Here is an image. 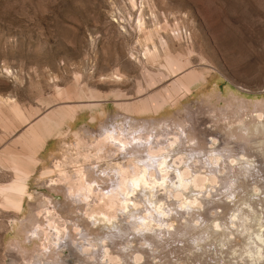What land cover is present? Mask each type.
<instances>
[{
    "label": "rangeland",
    "instance_id": "1",
    "mask_svg": "<svg viewBox=\"0 0 264 264\" xmlns=\"http://www.w3.org/2000/svg\"><path fill=\"white\" fill-rule=\"evenodd\" d=\"M139 15L145 21L141 30L136 26ZM0 102V186L16 181L15 166L30 173L26 194L18 207L5 204L0 194V264H12L14 257L17 264H25L23 256L36 255L48 241L57 243L52 249H58L56 258L63 264H127L128 258L144 263L147 251L151 255L149 245L143 242L150 231L142 236L138 230L139 215L149 217L159 208L161 213L153 216L151 231L158 230L165 240H170V252L176 249L168 257L176 262L182 259L177 264H186V250L192 245L185 243L184 237L175 241L165 234H171L175 226L189 218L187 223L191 224V216L181 206L186 197L184 191L189 192L190 186L195 195L190 192L186 202H192L199 193L197 197L205 196L208 201L218 197L215 189L219 165L223 163L213 160L221 155L220 148L239 149L247 157L255 154V174L248 178V174H242L237 183L245 186L248 180L264 181L263 154L253 153L250 146L234 141L223 128L242 124L228 123L234 119L228 116V105H234L245 121L250 117L264 119V113L258 110L264 104V0H0ZM126 109L141 110L136 113L139 120L178 121L192 114L196 141L203 142L206 148L204 153L199 150L183 154L192 161L193 170L184 166L186 159L182 160L179 149L175 150L171 157L174 162L180 161V170L178 174L169 170L168 186L158 185L154 191L156 200L138 190L130 193L135 199L130 201V207L136 208V216L123 212L126 204L120 201L123 196L114 170L94 177L101 180L94 181L96 186L90 195L86 188H75L72 196L61 193L63 186L65 192L69 189V183L64 181L50 187L37 181L45 169L58 161L64 162L68 174L81 175L84 168L88 169L90 159L111 168L122 160L121 164L133 175V156L120 154L104 140L79 147L81 140L76 134L89 128L98 135L104 122ZM222 112L228 118L220 120ZM47 116L59 124H49ZM117 117L119 120L120 115ZM185 149L188 150L187 145ZM209 164L215 169L209 170L213 167ZM233 165L236 164L229 167ZM85 173L81 175L83 180H94ZM180 173L186 176L188 189L171 184L170 179L178 181ZM155 175L159 176V172L155 171ZM115 191L117 196L113 195ZM39 197L49 198L56 212L50 218L40 216L42 225L48 226V217L60 229L59 236H49L53 232L49 227L45 232L48 238L43 233L31 238L24 235L25 224L36 217L32 215L38 210ZM201 199L191 205L202 209L209 206ZM218 204L219 201L212 203L214 211L221 215L215 216L216 220L228 221L232 208ZM121 227L128 228L123 237L117 233ZM114 232L117 238L112 237ZM16 240L20 244L17 249L11 245ZM126 244L129 248H125ZM140 249H145L146 258ZM214 249L198 250V254L191 255L193 262L189 264L209 261L216 253Z\"/></svg>",
    "mask_w": 264,
    "mask_h": 264
},
{
    "label": "bare ground",
    "instance_id": "2",
    "mask_svg": "<svg viewBox=\"0 0 264 264\" xmlns=\"http://www.w3.org/2000/svg\"><path fill=\"white\" fill-rule=\"evenodd\" d=\"M139 14H141V13H139ZM144 22L145 21L143 20L141 15H139L137 17V20H136V26L141 30L144 26ZM150 34H151V32H150ZM150 34H148V35L150 36ZM149 38H151V37H149ZM145 51L150 52V49L146 48ZM213 87H214V85L212 86V88ZM3 100H1V102ZM235 100H236V98H235ZM236 102H237V100H236ZM4 103L5 102H3V104ZM239 108H240V106H239ZM258 108H259L258 110H260V111H262V113H264V104L259 105ZM126 110L127 111H125V112L115 113L114 116L111 117V121L104 122V124L101 127L99 126L100 131H99L98 135L94 134L89 128H86L83 130L80 129V130L76 131V134H77V137L81 140V142L79 143V147L85 148L86 146L96 145L101 140H104V141L110 143L111 146L116 147L117 151L120 152V154L124 153V154H126V156H127V154H129L128 156H133L131 158H135L134 160H136V162H134V165H135V166L133 165L134 168H132L133 166H131V168L133 170V175H130V170L126 169L121 164V163H123L122 160H121L120 165L111 168L110 165L108 166V165H106V163L105 164L99 163L97 159H90L88 165L86 166V168L88 167V169L84 168V173H85V170H87L89 173H85V174H87V176H88V174H90L92 176V178H94V177L98 176L99 172H101V173L106 172L107 173L108 169H110L111 171L114 170V173L117 176V181L119 183V185H118L119 186V192L123 196L121 198V200L120 199L119 200L123 201L126 204V206L124 208L125 211H123V209H122V211L124 213H126L125 214L126 216H136L133 212V210L136 208L130 207V201L135 200L132 197H130V193L132 194V192L138 190L139 192H143L145 196L156 200V198H155L156 194L154 191L158 187V185L168 186L166 174H168V172H170L172 170L176 171L178 174V172L180 170V165H179L180 161L176 160L175 157H174L175 162H174V160L172 161V157H171L172 153L175 150L179 149L178 153H179L180 157H183L186 154H188L189 151H191L193 153H197V151L200 150L204 153V151H206V148H205L203 142L197 143V141H196L197 136H196L195 128L193 127V124L191 121L192 119L190 118V116L192 114L190 116L189 115L185 116L184 117L185 119L178 120V121L177 120L167 121V120L150 119V118H148V119L141 118L139 120V118H137L138 114H136V113H140L141 110H136L135 112H133L129 109H126ZM227 110H231L230 112H228V116H230V118H232V116H233V118H234L233 120H230L228 123H230V122L242 123L240 125L232 126V128H227V129L225 126H223V128H225V130H227L230 133L229 134L230 138L233 139L234 141L238 142V143L240 142L241 145H244L246 147L250 146L251 151L253 153L258 151V153L260 152L261 155L263 154V156H264V119H263V121L262 120L258 121L259 119L255 120L254 118L250 117L249 121L248 120L245 121L242 118V113H240L239 110L235 111L234 105H228V109H226V111ZM128 111H130V112H128ZM260 114H259V116H260ZM118 115H120L119 120L117 119ZM228 116H226V114L224 112H222L221 116H220V120H222L224 118H228ZM45 119L49 124H52L53 126H56L59 124L58 120L53 118V117L47 116V117H45ZM183 123H186V125L184 126ZM176 145H177V147H176ZM179 145H180V147H178ZM186 145L188 147V150L185 149ZM238 150H234L231 147H221L220 153H219L221 155H218L219 157L215 158L213 160L214 163H217L218 159H220L221 163H223V166L219 165L218 181H217L218 184L216 185L217 190L215 189V191L218 192V197H216V199L213 197L214 200H211V197H210L209 201H208L207 197H205V196H200V197H202V199L200 197H197L200 195V193L199 194L197 193L198 195L196 194L197 195L196 197L194 196L195 199L193 201H196V200L199 201L201 199V202L203 204H206L209 206L211 205L210 207L209 206L205 207V205H204L205 208L202 209V208H199L197 206H192L191 205V203L193 202L192 200H191L192 202H186V201L188 199H190L192 194H194V192H193L194 188L192 189L191 188L192 186H190L189 192L184 191V194L186 197H184V200H183L181 206L183 207V205H184L185 212L188 213L189 216H191V224L188 225V223H187V221H189V219H190L189 218L188 220L182 222L183 225L181 223V226L180 225L175 226L173 232L176 235H174L173 232L172 233L170 232L171 234H165V236L167 238L173 237L172 239L175 241H177L176 239H180V237H184L185 238L184 242L186 243L188 241V243H190L192 245L191 248L187 245L189 248L187 247L188 248L186 250L187 254H185V256H186L185 258L187 260V262H185L186 264L193 262V261H191L192 260L191 255L196 254V253L198 254L197 251L200 249H202V251L205 252L206 250H208L209 247H214L215 249L213 252H216V253L214 256L211 255L212 258L209 261H206L207 259L201 260V258H200L199 260L206 261V262H203V264H264V181L262 179H256L255 181L252 180L253 182L252 181L250 182L248 180V183L244 182L245 186L244 185L241 186L240 185L241 183L239 181L238 182L240 184L237 183V180H239V177L242 174H248V175H246L248 178L249 176L254 175L256 172L255 164H254L256 162L255 157H254L255 154H251L247 157L248 154H246L242 150H240V151H238ZM90 152H91V150H90ZM131 154H133V155H131ZM183 154H185V155H183ZM169 157H171L170 160H168ZM224 157H226L227 159ZM244 157H247V158L244 159ZM184 158L186 159V157H183L182 160H184ZM187 158H188V156H187ZM105 160H107V158ZM211 161H212V159H211ZM107 162H108V160H107ZM183 163H184V166H189V168H191V169L193 168L192 161H189L186 159L183 161ZM231 163H235L236 164L235 167H234V165L232 166V168L229 167V165ZM63 165H64V162H61V161L53 163V165L50 168H47L42 172V177L39 178L37 181L42 183V185L47 184L49 187L56 185V183H58V181H64L65 183H69V189L66 190V192L64 191V186H63V188L61 186H60L61 188L59 186H57L61 189V191H62L61 193L67 194V196H68V194H69V196H72L74 193L73 190H75V188H77V189L78 188H84V189L86 188L85 192L87 190V193H88L87 195H90L91 193L93 194V190H94L93 187L96 186L93 184H95L94 181L98 180L97 178H96V180H95V178H94V180L88 179V178H85V180H83L81 175L84 176V173L83 174L81 173V175L78 173H72V175H70L63 168ZM210 166H213V165H210ZM213 167H210L209 170L212 171L213 169H215V166H213ZM209 170H206V171H209ZM55 171L57 173L54 176L53 172H55ZM155 171H157V173L159 172V176L155 175ZM259 171L262 172L263 169L260 168ZM14 172L17 175L16 181L10 185L0 186V194L3 197V201L5 202V204H9L10 206H13V207H18L22 197L26 194V187H27V182H28V178L30 176V173L26 169H24L22 167H16V166L14 167ZM183 173H185V172H183ZM258 176H261V174ZM100 177H101V175H100ZM185 177L186 176H184L182 173H180L178 181L174 182V180L170 179L172 182L171 184L174 187L175 186L177 187L179 184V186H181V188L184 187V188L188 189V185L185 181L186 180ZM202 179H205V178H202ZM100 180H98V181H100ZM105 180H106V178H105ZM71 181H73V183ZM207 181H209V179ZM251 184H254V185L252 186ZM47 185H45V186H47ZM99 185H100V183L98 182V186ZM218 185H219V187H217ZM206 186L209 188L210 185L206 184L205 187ZM159 187H161V186H159ZM249 187L251 188V190H249ZM199 190H201V189L199 188ZM235 190L237 192H235ZM257 190H259V192H257ZM210 191H212V189ZM71 192H72V195H70ZM190 192L192 194H190ZM115 193H116V191L113 193V195ZM204 193H205V190H204ZM240 193L243 195H240ZM214 194L212 193V196ZM74 195H75V193H74ZM113 195H110V197ZM126 195H129L130 198H127ZM202 195H204V194H202ZM254 196H258V198L256 197L257 198L256 202L253 198ZM115 198L113 197V200ZM118 198H119V196H118ZM48 199L49 198H46V197H39V200H36L37 201L36 202L37 203L36 210L37 209L38 210L32 216H36L37 218L34 217L30 221H28L25 224L24 230H23L24 235H26L27 237L31 238L32 236H34V234L37 235L40 233H43L46 235L47 233H45V232L48 229V227L50 230L53 231L52 233H49V236H51V235H56V236L58 235L59 236L58 233L60 232L59 231L60 229H58L57 226L50 223L51 220L49 221L50 215L54 216L56 214V212L54 214L51 201H49L50 199L49 200ZM166 200H168V199H166ZM215 200L219 201L220 204H222L221 205L222 207H225V208L231 207L232 208L231 213L228 214V216H229L228 221L223 220V222L222 221L220 222V221L216 220L215 216H221V215H219L218 212L216 213V211H214L215 208L213 206L215 204L212 205V203L217 202ZM111 202L113 203V201H111ZM257 202H259V204ZM209 203H211V204H209ZM226 203H230L231 206H229L228 204L225 205ZM220 204H218V206ZM256 204L258 206H260V209L257 208ZM160 206L161 205H159V207ZM211 208H213V209L211 210ZM209 210L212 211V215L208 214ZM224 210H223V212H224ZM228 211H229V209L227 210V212ZM176 212L183 215V212H179L178 210H176ZM155 213L160 214L161 213L160 208L157 209V211L154 212L153 214H151V212H150L151 216H149V217H142V215H139V216H141V219H140L141 224L140 225H141L142 229L140 227V228H138V230L141 232L142 236L145 235L146 231H150L148 233V239L144 238L145 240L143 242H147L146 245L147 244L149 245L150 251H151L150 252L151 255H149L148 254L149 251H147V260H148V257H150L149 258L150 262L149 261L146 262L147 261L146 260L145 261L146 263L142 262L141 264H177V262L178 261L180 262V260H182V259H180L176 262V261L172 260L173 258L168 257V254H170V253L172 254V252L174 251L173 250L172 252H170V249H168V246L171 244L170 240L169 239L165 240L164 237L161 236V233L158 232V230H157V232L151 231V230H154V229H151V226H152L151 222L155 219V217H153V216H157ZM40 216H43V217L49 216V218L47 217V223H48L47 227L42 225ZM132 224H134V223H132ZM168 227H170L169 224H168ZM152 228H153V226H152ZM163 228H166V227H163ZM159 230H160V228H159ZM168 230L171 231V229L167 228V231ZM127 231H128V228H127V230H126V228H123V227L119 228L118 232H117L119 234L118 236L123 237V236L127 235L128 234ZM167 231H164V232L166 233ZM161 232H163V231L161 230ZM125 233H127V234H125ZM150 233H154V234L150 235ZM60 234H62V233L60 232ZM116 235H117L116 233L112 234V237L117 238ZM46 236L48 238V235H46ZM46 236H45V238H46ZM174 237H178V238H174ZM58 239H59V237H58ZM173 240H172V242H174ZM56 242H58V241H56ZM174 243H176V242H174ZM43 244H44V247L40 248L39 251L37 250L36 255L31 256V254H28V256H25V255L23 256V258L26 260L25 264H59V263L61 264L63 262L62 260H58L56 258L59 256L58 249L57 250L55 248L52 249V245H56L57 243L54 244V243H51L48 241L47 243H43ZM11 245L15 249H17L20 244H19V241L16 240ZM178 245H177V247H178ZM133 246H135V245H133ZM126 247L129 248L128 245L125 246V248ZM131 248H133V247H131ZM131 248H130V250L133 251V249H131ZM140 250H142V249H140ZM145 252H146L145 249H144V251L142 250V253L145 254L144 257L146 256ZM176 252L177 251L175 249L174 253H176ZM179 252L183 253L184 251L182 252V250L181 251L179 250ZM126 253L127 252H125L123 255L125 256ZM173 255H175V254H173ZM224 255H226V257H224ZM16 256H18V255H16ZM43 257L44 258L46 257V258L44 259ZM175 257H177V256L175 255ZM178 257H180V256H178ZM204 257H203V259H204ZM185 258L183 257V259H185ZM46 259H49L50 262H48ZM132 260H133L132 258H130V259L128 258V259H126V263L127 264H131V263L135 264V263H137L135 261H138V259L134 260V261H132ZM11 262H12V264H17L16 263L17 258L14 257L13 260L11 259ZM139 263H137V264H139ZM199 263L200 262L198 261V264Z\"/></svg>",
    "mask_w": 264,
    "mask_h": 264
}]
</instances>
